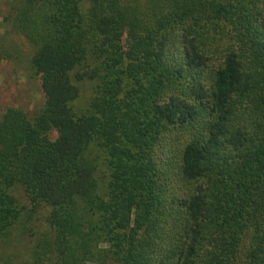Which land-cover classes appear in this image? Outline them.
Listing matches in <instances>:
<instances>
[{
	"label": "trees",
	"instance_id": "16d2710c",
	"mask_svg": "<svg viewBox=\"0 0 264 264\" xmlns=\"http://www.w3.org/2000/svg\"><path fill=\"white\" fill-rule=\"evenodd\" d=\"M4 21L45 101L0 113V264H264V0H12Z\"/></svg>",
	"mask_w": 264,
	"mask_h": 264
},
{
	"label": "rangeland",
	"instance_id": "374dc122",
	"mask_svg": "<svg viewBox=\"0 0 264 264\" xmlns=\"http://www.w3.org/2000/svg\"><path fill=\"white\" fill-rule=\"evenodd\" d=\"M11 1L0 0V37L2 39V51L0 53V113L8 107H18L26 110L31 115L44 104L45 95L40 75H37L30 67L32 47L22 35L12 30V27L4 21V16L8 12ZM92 93L93 84L88 82L82 85V93L76 104H84V101ZM16 193L19 203L30 210L33 205L25 192L18 190ZM49 212L50 209L46 205L39 207L34 212V224L39 227L47 225ZM28 234L29 232L26 235L27 238L31 239ZM2 248L7 247L0 246V251ZM11 250L24 252L22 245L13 246L9 252Z\"/></svg>",
	"mask_w": 264,
	"mask_h": 264
}]
</instances>
